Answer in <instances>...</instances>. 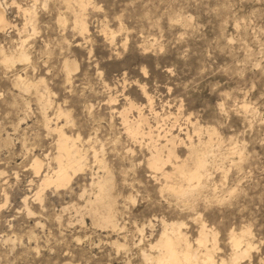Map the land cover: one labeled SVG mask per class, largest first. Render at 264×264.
Masks as SVG:
<instances>
[{
	"label": "rangeland",
	"instance_id": "obj_1",
	"mask_svg": "<svg viewBox=\"0 0 264 264\" xmlns=\"http://www.w3.org/2000/svg\"><path fill=\"white\" fill-rule=\"evenodd\" d=\"M95 1L101 8H88L90 35L84 41L71 27L63 33L56 25L57 0H47L45 7L39 0V29L29 40L32 62L25 72L30 77H45L54 103L70 110L74 125L67 126L66 131L80 132L84 138L96 133L104 143L126 238L123 233H110L94 225L85 210L90 170L76 175L63 189H46L43 206L33 200L38 178L29 167L30 159L33 154L43 156L54 151L55 134H48L41 123L32 93L15 88L13 71L0 66V169L5 171L0 175V203L3 189L9 196L0 212V264H127L128 260L129 264H141L132 246L135 238L131 221L142 223L154 214L180 218L188 223L192 237L196 235L197 223L190 212L178 210L176 200L166 192L162 196L159 184L146 168V149L127 138L118 113L111 112L110 108L128 107L129 99L146 103L138 82L145 84L152 95L156 111L178 113L180 108L176 124L182 128L192 130L187 117L214 126L222 150L237 141L244 142L242 169L234 166L229 174V185L241 179L235 195L220 204L199 202L197 209L219 230V263L229 257L228 230L250 224L258 249L244 264H264V0ZM7 13L12 20L20 21L14 7ZM101 21L112 29L123 27L117 35L126 38V44L108 43L100 31ZM62 35L69 44L60 40ZM17 37L9 30L0 33V42L10 46ZM151 38L155 43H146ZM64 55L79 63L71 84H65L61 71ZM110 95H116L111 104L107 101ZM24 99L29 102V111ZM242 99L256 107L255 115H244L237 105ZM221 103L225 109L220 108ZM54 105L48 110L50 116ZM145 113L155 124L150 111L146 109ZM167 119L165 125L170 126L174 118ZM183 151L179 149L181 157ZM92 169L102 173L97 165ZM131 194L136 197L134 203L128 199ZM25 196L34 215L24 209ZM38 221L40 224H36ZM31 231L35 236L29 239ZM7 236L11 240L4 242ZM114 240L126 241L129 250L118 251Z\"/></svg>",
	"mask_w": 264,
	"mask_h": 264
},
{
	"label": "bare ground",
	"instance_id": "obj_2",
	"mask_svg": "<svg viewBox=\"0 0 264 264\" xmlns=\"http://www.w3.org/2000/svg\"><path fill=\"white\" fill-rule=\"evenodd\" d=\"M26 1L23 4L19 0H0V33H7L11 30L18 35L13 45L5 46L0 42V66L4 71H13L12 83L15 88L23 93H32L38 105L41 123L48 134H55L52 144L54 151L45 152L43 156L33 154L30 159L29 167L34 176L38 178L32 195L33 200L42 205L43 193L46 189H63L76 175L85 174L87 170H90V195L86 199L85 210L92 217L94 225L110 233H123V237L126 238L127 229L125 223L119 220L117 199L113 192L115 182L108 167L104 143H101L96 133L84 138L80 132L66 131L67 126L74 125L70 110L60 103H54L51 99L53 93L46 84L45 77H30L25 72L32 62L29 40L37 34L40 20H38L37 11L39 0ZM57 2L59 5L56 7L55 22L60 31L65 33L67 28L71 27L82 40L88 41L90 28L87 10L89 7L100 9L98 2L95 0H57ZM46 5L47 0H43V6ZM10 7L15 8L16 16L20 18V21L10 18L7 13ZM122 28L112 29L106 21H101L100 31L111 45L118 43L125 45L126 38H119L117 35ZM155 38L145 41L154 44ZM60 40L69 44L66 35H62ZM80 43L78 42V45ZM78 68L79 63L75 59L71 60L67 55L63 56L61 71L65 84H71L72 75ZM143 71L146 72L145 69ZM137 84L146 103L136 104L129 99L128 107L110 108L111 112L118 113L127 138L146 149L147 155L144 158L146 168L150 170L152 178L159 184L162 196L165 192L172 196L176 200V208L182 212H190L191 219L197 223V233L192 237L186 221L180 218L169 219L167 214L161 216L154 214L142 223L132 220L134 230L131 234L135 238L132 246L137 249L139 257L137 260H140L141 264H244L245 261H251L252 252L257 248V244L250 224H243L238 228L231 227L228 230L229 257L227 260L221 259L219 263L216 259V254L221 249L218 246L219 230L215 225L208 223L202 212L197 209L199 202L205 205L211 202L220 204L235 195L241 179H238L236 184L229 185V174L234 166L239 170L242 169V162L246 156L244 142L238 144L237 141L234 145L232 142L231 147L222 150L221 138L214 126L203 125L198 120L192 121L190 117H187L186 120L191 123L192 130L182 128L181 125L176 124L181 115L180 108L178 113L167 111L162 114L156 111L153 97L145 84L139 82ZM115 96L110 95L108 103H114ZM237 103L244 115L256 114V107L245 100L242 99ZM24 104L25 109L29 111V102L24 99ZM53 105L55 110L53 116H50L48 110ZM220 108L225 109L224 103L220 104ZM134 109L136 115L132 116L131 112ZM146 109L153 115L155 124L151 123L149 115L145 113ZM167 118H174L170 126L165 125L164 120ZM116 140V138L113 139L114 142ZM180 148L184 150V157H181L179 153ZM127 151L133 152V149L128 148ZM93 165H97L102 173L93 171ZM4 173L5 171L0 169V175ZM218 173L220 174L219 179L217 178ZM30 181L33 182V180ZM2 191L4 200L0 203V212L9 198L5 189ZM85 192L84 188L82 195ZM128 199L134 203L136 197L131 194ZM22 201L26 213L34 215L35 212L29 205L28 197H23ZM73 207L79 209L76 206ZM81 223H84L83 217ZM34 236V232L31 231L28 238ZM9 240L11 238L8 236L3 239L4 242ZM113 244L118 251L127 252L129 250L126 241L114 240ZM261 260L264 262V255ZM59 264L74 263L65 261ZM131 264H133L132 261Z\"/></svg>",
	"mask_w": 264,
	"mask_h": 264
}]
</instances>
